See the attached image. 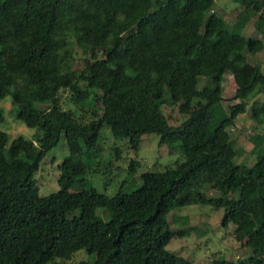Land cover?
I'll list each match as a JSON object with an SVG mask.
<instances>
[{
    "label": "trees",
    "instance_id": "16d2710c",
    "mask_svg": "<svg viewBox=\"0 0 264 264\" xmlns=\"http://www.w3.org/2000/svg\"><path fill=\"white\" fill-rule=\"evenodd\" d=\"M236 1V23L254 17L264 36V0ZM214 7L215 0H0V100L9 95L18 118L42 132L32 141L0 130V264H67L79 250L93 259L77 264H190L166 248L187 233L172 229L167 215L192 204L223 209L221 225L232 224L235 241L252 252L208 264H264V41L230 32ZM227 73L240 101L225 109ZM65 89L88 108L98 94L101 113L80 121L62 107ZM175 95L186 117L171 125L162 105ZM247 106L251 165L235 162L230 133ZM104 125L134 150L157 133L182 159L142 173L131 191L86 187L84 154L100 151ZM62 135L68 154L59 188L40 196L33 174ZM136 169L131 160L128 174ZM205 186L218 195L207 196Z\"/></svg>",
    "mask_w": 264,
    "mask_h": 264
},
{
    "label": "rangeland",
    "instance_id": "374dc122",
    "mask_svg": "<svg viewBox=\"0 0 264 264\" xmlns=\"http://www.w3.org/2000/svg\"><path fill=\"white\" fill-rule=\"evenodd\" d=\"M214 10L224 18L230 32H240L245 36L263 38L261 33L254 28V17L241 27L236 23L238 14L242 6L236 0H215ZM225 11V16L222 12ZM139 26H134L137 29ZM80 50L78 49V52ZM264 59V51L259 54ZM77 87L84 90L87 87L85 81L77 84ZM223 106L227 109L231 104L238 103L239 98H233L236 85L230 73L225 74L223 80ZM59 96L62 107L73 111L75 116L82 122H87L101 113V102L98 94H91L92 107H83L77 100L71 98L68 89L61 90ZM182 99L175 95L173 99L167 97L162 105L163 112L171 125H178L186 115L179 111V104ZM38 108L45 109L48 103H35ZM0 110L2 119L0 120V130L8 133L10 139L22 136L28 140L35 141L42 132L35 127L27 126L17 116L18 105L13 103L9 95L0 100ZM251 111L247 106L244 113L239 114L230 129L232 137H235L236 148L240 151L235 158L237 163L251 165L255 161L252 153L253 143L251 136L253 133ZM159 134L151 132L142 136L138 149L130 147L127 139H116L108 125L100 129L97 144L99 152H86L84 159L87 164L86 187H93L98 192L106 195H113L120 187L124 191H131L141 183V174L147 171L162 172L171 168L182 159L181 151L176 143L169 145L159 144ZM119 149L118 155L116 150ZM68 154V146L65 137L62 135L58 143L50 149L40 161L38 169L33 174V178L38 186L40 196H45L58 190V165ZM131 160L137 163V169L132 175L128 174V167ZM204 192L207 196H217L218 192L211 186H205ZM98 213L104 219L106 216L100 210ZM223 209H216L210 205L192 204L181 206L171 210L167 219L169 225L174 230L185 229L184 236L175 235L172 237L166 248L175 254L181 255L190 261V264H208L214 259L238 260L239 258L251 255L250 248L241 247L235 241L233 235V225L227 227L221 225ZM92 260L83 250L77 251L72 260L67 264H77L81 260ZM58 264H62L61 262Z\"/></svg>",
    "mask_w": 264,
    "mask_h": 264
}]
</instances>
